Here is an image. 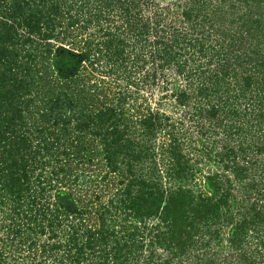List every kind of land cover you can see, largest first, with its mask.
I'll return each mask as SVG.
<instances>
[{"label": "trees", "instance_id": "16d2710c", "mask_svg": "<svg viewBox=\"0 0 264 264\" xmlns=\"http://www.w3.org/2000/svg\"><path fill=\"white\" fill-rule=\"evenodd\" d=\"M158 82L178 118L130 108ZM222 241L264 256V0H0V264H212Z\"/></svg>", "mask_w": 264, "mask_h": 264}, {"label": "rangeland", "instance_id": "374dc122", "mask_svg": "<svg viewBox=\"0 0 264 264\" xmlns=\"http://www.w3.org/2000/svg\"><path fill=\"white\" fill-rule=\"evenodd\" d=\"M154 2H156L162 6H166V5L172 4L173 0H154ZM136 49H137V51L135 50V53L139 52L140 47L137 46ZM128 51H131V49L129 48ZM151 68L152 67H151V64L149 62L146 65V69H144L143 74L145 75V74L151 72V70H152ZM141 74H140V76L135 75L134 76L135 79L136 80L140 79V77L142 76ZM113 77L114 76L111 75V78H112V79H110L111 82H113ZM113 83L115 84L116 92L120 93L122 91L121 88L124 85H121L120 83L119 84L115 83V81ZM180 83H181V81L178 82V84H180ZM164 85L162 84V82H158L155 85H151V86H147V87L143 88L140 91V93H138L139 99L132 101V102L131 101L128 102L130 108L132 106L145 108L146 105H150L152 108L158 107L161 110V112H164L165 114H168V115H172L174 118H175V116L178 118V115H177L178 114V110H177L178 108L174 104L173 99H171L169 96L166 97L165 93L161 92V90H162L161 88H165ZM170 88L171 87H169L168 89H170ZM176 110H177V114H176ZM194 135H195V133H194ZM261 158H263V157H261ZM210 250H212V254H213V263L212 264H224L223 263L224 256L226 254H229L230 249H229V246L226 244V242L222 241L219 244L215 243L214 246L210 247ZM256 258L257 259L250 260V262H257L259 260L260 264H264V256H259V257L257 256ZM26 264H28V262H26Z\"/></svg>", "mask_w": 264, "mask_h": 264}]
</instances>
